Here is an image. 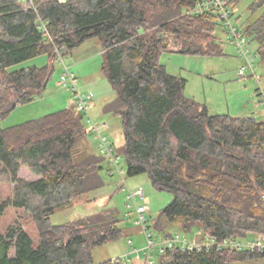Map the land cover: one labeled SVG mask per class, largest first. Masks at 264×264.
I'll return each mask as SVG.
<instances>
[{
	"label": "trees",
	"instance_id": "trees-1",
	"mask_svg": "<svg viewBox=\"0 0 264 264\" xmlns=\"http://www.w3.org/2000/svg\"><path fill=\"white\" fill-rule=\"evenodd\" d=\"M199 1L0 0V121L46 90L56 50L66 60L97 38L103 71L117 92L108 109L122 121L127 176L147 174L156 190L173 195L154 226L162 231L164 218L216 242L254 237L264 234V120L211 114L186 96L187 80L160 62L170 52V40L181 54H224L217 35L222 18L214 9L195 12ZM241 1L231 2L238 7ZM248 14L241 26L238 16L237 24L264 61V0L251 3ZM43 55L46 66L12 70ZM83 119L70 107L0 128V182L14 186L11 198L3 200L0 193V217L10 207L25 210L38 233L35 239L12 227L0 235V264H96L94 248L126 236L124 219L111 208L62 225L51 222L57 210L104 186L101 172L108 161L80 150L92 134ZM22 166L37 179L22 178ZM158 255L157 264L264 259L262 253L215 246L200 251L175 246Z\"/></svg>",
	"mask_w": 264,
	"mask_h": 264
},
{
	"label": "rangeland",
	"instance_id": "rangeland-1",
	"mask_svg": "<svg viewBox=\"0 0 264 264\" xmlns=\"http://www.w3.org/2000/svg\"><path fill=\"white\" fill-rule=\"evenodd\" d=\"M254 1L242 0L240 2L238 6L239 26L247 21L249 17L248 7ZM259 15L260 12L253 19ZM217 35L223 45L224 54L221 56H191L179 52H165L161 56L160 62L166 66L171 75L187 80L186 96L205 104L211 114L233 117L252 116L255 119L264 120V107H257V90L264 89V61L257 53V44L253 42L248 46L253 58V73L247 68L245 58L232 44L222 24L217 28ZM65 62L78 80L79 92L82 94L93 93L94 95L90 103V114L93 122L89 121L88 115H84L85 128L90 130L93 123H105L109 126L104 134L114 144L116 152L121 158L120 168H123L125 173L121 177L116 167L106 162L101 172L104 186L74 200L71 205L57 210L51 216V222L53 225H62L95 214L104 208L117 210L124 219L121 226L124 228L126 236L118 241L94 248V262L100 264L109 260L122 259L129 264H157L158 248L152 251L151 263H147V258L144 255V250L148 246V239L144 228L136 223L135 205L128 201V195L131 191L141 188L145 193V200L139 201L138 205L144 204L149 207L146 216L150 220L149 231L152 232L155 241H161L162 236L170 233H179L182 238L186 237L191 241L195 237L194 234L197 229L193 233H186L179 226L169 224L164 218L161 221L163 230L157 229L154 225L157 223L162 210L173 200V195L156 190L147 174H140L135 177L127 176L126 161L121 152L124 146L122 121L119 116L108 109L116 101L117 92L103 71V46L99 39L88 40L73 53L67 55ZM48 63V56L43 55L15 65L12 70L28 69L33 66L43 67ZM53 65L55 70L46 90L35 100L17 106L10 115L0 121L1 129L24 124L30 120L39 119L73 106L75 99L70 90V84L59 83L64 68L58 60ZM244 68L246 69V76H239V72ZM87 76L88 79H86ZM80 150L99 155L97 135L92 133L88 136L82 142ZM115 170L116 172L113 174ZM20 176L28 181L37 179L27 166H22ZM123 179L126 180L125 184H123ZM13 187V184L0 182V193L3 200L13 196ZM12 227H21L35 239L38 238L36 226L25 210L10 207L0 217V235H6ZM235 264H264V259Z\"/></svg>",
	"mask_w": 264,
	"mask_h": 264
},
{
	"label": "built area",
	"instance_id": "built-area-1",
	"mask_svg": "<svg viewBox=\"0 0 264 264\" xmlns=\"http://www.w3.org/2000/svg\"><path fill=\"white\" fill-rule=\"evenodd\" d=\"M232 0H203L199 1L196 5L195 12L204 13L209 9H214L221 16L224 28L226 29L227 35L234 44L242 57L245 58L247 62V68L254 73V64L252 63L253 58L251 57V51L248 48L250 42L249 40L240 32L239 26L237 24V17L239 8L232 5ZM169 50L178 51V47L173 43L172 40L169 41ZM57 60L63 66L64 72L61 75L60 84H70V90L74 94L73 108L75 111L88 115L90 117L89 121L93 122L92 116L90 114V103L92 102L94 95L82 94L78 90V80L75 75L70 71V67L66 65L65 58L61 51L56 50ZM239 76H246V69H242L239 72ZM257 94V107H264V89H259ZM109 129L107 124H96L90 127V132L94 133L98 137V150L99 155L104 157L111 165L115 166L117 172L124 176L125 170L120 168V156L117 154L116 149L112 141L104 133ZM116 172L113 171V174ZM112 173V172H111ZM126 180L123 179V184ZM122 184V185H123ZM145 200V193L143 189L139 188L136 191H131L128 195V201L134 204L136 207V223L141 225L146 233L148 239L147 250H144V255L147 258V263L152 262L153 253L155 248L163 250L165 248H172L175 246H181L183 249L189 248L190 250H201L203 248L217 247L220 249H227L233 252H258L264 254V234H258L254 237L244 238V239H225L222 242H216L215 239L204 238L202 240V232L198 231L195 237L189 241L186 237L182 238L179 233H170L161 237V241H155L152 232L149 231V220L146 216V212L149 210L148 205H138L139 201ZM262 202L264 205V194L262 195ZM139 254V253H138ZM139 258V257H138Z\"/></svg>",
	"mask_w": 264,
	"mask_h": 264
},
{
	"label": "crops",
	"instance_id": "crops-1",
	"mask_svg": "<svg viewBox=\"0 0 264 264\" xmlns=\"http://www.w3.org/2000/svg\"><path fill=\"white\" fill-rule=\"evenodd\" d=\"M170 52H174V53H175V52H177V51H170ZM103 53H104V49H103ZM86 79H88V76H87V78H86Z\"/></svg>",
	"mask_w": 264,
	"mask_h": 264
}]
</instances>
